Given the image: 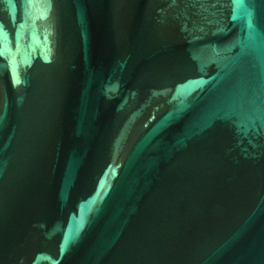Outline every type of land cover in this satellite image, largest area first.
I'll return each mask as SVG.
<instances>
[{"label":"water","instance_id":"1","mask_svg":"<svg viewBox=\"0 0 264 264\" xmlns=\"http://www.w3.org/2000/svg\"><path fill=\"white\" fill-rule=\"evenodd\" d=\"M0 264H264V0H0Z\"/></svg>","mask_w":264,"mask_h":264}]
</instances>
